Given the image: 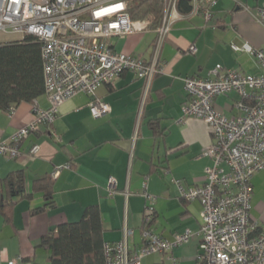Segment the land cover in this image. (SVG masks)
Masks as SVG:
<instances>
[{
  "label": "crops",
  "instance_id": "obj_1",
  "mask_svg": "<svg viewBox=\"0 0 264 264\" xmlns=\"http://www.w3.org/2000/svg\"><path fill=\"white\" fill-rule=\"evenodd\" d=\"M263 1L217 0L208 20L200 15L177 18L159 54L161 71L149 83L125 70L92 95L80 92L66 99L52 124H42L23 139L19 157L0 154V177L21 169L28 194L10 210L8 222L0 214V264L45 262L48 253L40 246L42 236L62 222L80 220L89 205L99 208L105 242L114 244L124 239L125 229L134 230L126 238L130 254L143 244L142 228L168 238L191 231L189 240L174 247L170 255L153 253L143 257L141 264H172L170 256L177 264H198L201 205L198 200H184L175 181L184 187L205 183L211 160L204 151L213 138L205 121L184 115L183 78L206 76L218 63L245 74L260 73L252 55L233 50L230 44L247 41L264 49V25L251 16ZM156 27L151 23L128 35L113 36L109 42L114 51L149 63ZM22 37L0 31V42ZM191 46L194 52L189 51ZM238 99L235 92L219 95L215 107L231 117ZM92 100L108 103L109 110L93 116ZM34 105L47 108L46 94L33 102H20L12 112L0 110V138L8 139L26 124ZM34 144L39 149L31 155ZM111 177L114 184L110 186ZM40 179L51 184L48 205L44 192L33 186ZM148 205L153 207L150 219L145 217ZM39 206L42 211L32 213ZM250 218L264 222V170L252 178Z\"/></svg>",
  "mask_w": 264,
  "mask_h": 264
},
{
  "label": "built area",
  "instance_id": "obj_2",
  "mask_svg": "<svg viewBox=\"0 0 264 264\" xmlns=\"http://www.w3.org/2000/svg\"><path fill=\"white\" fill-rule=\"evenodd\" d=\"M132 1L135 0H0V31L32 34L42 42L44 94L49 100L47 108L34 105L31 119L8 139L0 138L1 155L19 157L23 139L42 124H52L60 105L77 93L92 95L99 86L112 84L125 70L149 83L161 71L159 54L174 21L187 15L208 20L217 2L190 0L192 9L183 14L177 9V0H164L152 58L146 63L114 51L109 42L113 36L128 35L152 23V15L140 20L130 17ZM251 16L264 25V1ZM230 47L252 55L262 70L245 74L218 63L206 76L183 78L187 95L183 113L205 121L213 142L204 151L211 160L205 169V183L184 187L180 181L175 182L184 200H198L201 205L198 264H264V222L250 218L252 178L264 170V49L247 41L231 43ZM189 51L194 52L195 47ZM231 92L237 93L239 99L233 105L236 114L228 117L216 109L214 100ZM109 108L103 101L89 102L93 116L103 115ZM38 149L39 145L34 144L30 154ZM113 184L111 177L109 185ZM152 215L153 207L146 206L145 217L150 219ZM133 233V229H125L123 240L104 244L106 264H141L143 257L153 253L170 255L174 247L192 235L187 229L168 238L145 227L141 230L142 246L130 254L126 238ZM170 260L177 264L174 257L170 256Z\"/></svg>",
  "mask_w": 264,
  "mask_h": 264
},
{
  "label": "trees",
  "instance_id": "obj_3",
  "mask_svg": "<svg viewBox=\"0 0 264 264\" xmlns=\"http://www.w3.org/2000/svg\"><path fill=\"white\" fill-rule=\"evenodd\" d=\"M176 5L183 14H188L192 9L190 0H177ZM163 8L164 0H135L130 3L128 12L133 20L152 15V23L158 26ZM41 47L42 42L32 34L18 40L0 42V110L12 112L20 102H33L44 94ZM33 186L44 192L46 205L52 202L50 181L40 179ZM25 197L28 194L21 169L0 177V214L7 222L10 220V210ZM42 209V206L35 207L32 213ZM105 243L99 208L89 205L80 220L62 222L42 236L40 246L47 250V258L45 262L31 261V264H106Z\"/></svg>",
  "mask_w": 264,
  "mask_h": 264
},
{
  "label": "rangeland",
  "instance_id": "obj_4",
  "mask_svg": "<svg viewBox=\"0 0 264 264\" xmlns=\"http://www.w3.org/2000/svg\"><path fill=\"white\" fill-rule=\"evenodd\" d=\"M132 2H134V1H132ZM130 5V4H129Z\"/></svg>",
  "mask_w": 264,
  "mask_h": 264
}]
</instances>
